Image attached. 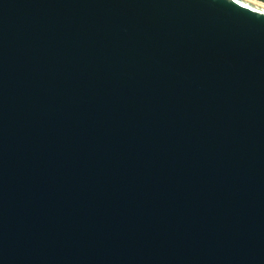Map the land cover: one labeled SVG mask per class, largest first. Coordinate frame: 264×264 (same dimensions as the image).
Here are the masks:
<instances>
[{
	"label": "water",
	"instance_id": "obj_1",
	"mask_svg": "<svg viewBox=\"0 0 264 264\" xmlns=\"http://www.w3.org/2000/svg\"><path fill=\"white\" fill-rule=\"evenodd\" d=\"M0 264H264V6L0 0Z\"/></svg>",
	"mask_w": 264,
	"mask_h": 264
},
{
	"label": "bare ground",
	"instance_id": "obj_2",
	"mask_svg": "<svg viewBox=\"0 0 264 264\" xmlns=\"http://www.w3.org/2000/svg\"><path fill=\"white\" fill-rule=\"evenodd\" d=\"M250 1L255 2V3H257V4L261 5V6H264V2H261V1H258V0H250Z\"/></svg>",
	"mask_w": 264,
	"mask_h": 264
},
{
	"label": "rangeland",
	"instance_id": "obj_3",
	"mask_svg": "<svg viewBox=\"0 0 264 264\" xmlns=\"http://www.w3.org/2000/svg\"><path fill=\"white\" fill-rule=\"evenodd\" d=\"M258 1L264 2V0H258Z\"/></svg>",
	"mask_w": 264,
	"mask_h": 264
}]
</instances>
